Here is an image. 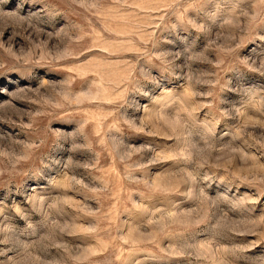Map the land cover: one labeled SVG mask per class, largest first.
Wrapping results in <instances>:
<instances>
[{"label": "rangeland", "instance_id": "rangeland-1", "mask_svg": "<svg viewBox=\"0 0 264 264\" xmlns=\"http://www.w3.org/2000/svg\"><path fill=\"white\" fill-rule=\"evenodd\" d=\"M0 264H264V0H0Z\"/></svg>", "mask_w": 264, "mask_h": 264}]
</instances>
